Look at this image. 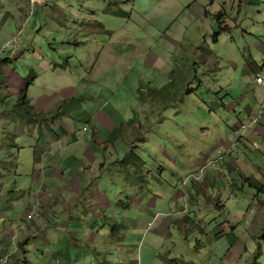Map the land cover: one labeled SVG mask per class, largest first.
I'll use <instances>...</instances> for the list:
<instances>
[{"label":"rangeland","instance_id":"1","mask_svg":"<svg viewBox=\"0 0 264 264\" xmlns=\"http://www.w3.org/2000/svg\"><path fill=\"white\" fill-rule=\"evenodd\" d=\"M121 1L127 2L124 9L133 4V10L118 14V0H38L32 14L28 0H0V122L32 117L41 97L55 110L54 116L68 113L82 122L87 112L99 105L97 98H109L113 92L135 110L133 120L142 126V137L138 135L140 140L134 147L138 145L141 155L150 161L151 171L158 164L156 159L164 157L166 167L158 176L165 183L142 181L138 177L147 176L148 169L129 166L135 180L128 188L121 176L124 172L115 162L113 182L99 188L108 193L107 219L100 221L91 213L88 220H65L55 207L61 193L54 188L29 192L23 183L33 184L31 157L28 163L13 157L9 164L15 168L0 180L4 186L0 188V210L19 220L12 226L14 234L6 233L5 238L0 234V243L8 248L1 258L11 264V252L17 248L21 249L20 258L33 264H55L53 252L64 247L80 264H264V134L255 130H264L260 125L264 86L246 76V60L232 56L225 34L220 41L213 39L210 47L221 57L219 66L213 71L196 66L199 57L187 45L195 29L179 25L192 14L210 26L211 16L206 15L205 7L216 18L224 0H209L204 8L201 4L206 0ZM225 7L233 15L240 12L246 24L264 20V0H225ZM177 9L184 13L175 14ZM164 32L183 41L177 51L164 48L161 41L168 40H163ZM93 52L110 57L107 65H102L105 60L97 63L96 68H102L101 82L88 81L96 78L93 76L86 78ZM230 60L240 67L228 63ZM17 74L26 81L35 76L26 90L27 100ZM64 86L75 89V99L60 96ZM165 86L168 88L162 95L151 93ZM139 87L147 92V100L138 95ZM216 100L233 105L222 109L225 127L221 136L235 148H205L202 143L206 140L192 138L186 141V150L182 149L173 137L187 129L179 122L210 117ZM163 102L174 103L163 109ZM238 122L239 133L246 132V137H236ZM91 132L89 127L87 136ZM118 143L127 154V147ZM0 159L8 158L2 153ZM8 174L16 177L20 188L14 189L13 182L5 185ZM193 174L198 179L185 184ZM66 184L67 180L56 178L57 187H68ZM29 194L36 198L29 211L35 209L32 220L28 219L29 212L25 216L23 207ZM10 199L13 205L7 203ZM47 205L52 208L46 209ZM96 222V234L84 235L83 231ZM7 223L11 225L12 219ZM34 223L43 232L34 228ZM63 224L67 231L55 229ZM41 249H47L45 255Z\"/></svg>","mask_w":264,"mask_h":264},{"label":"crops","instance_id":"2","mask_svg":"<svg viewBox=\"0 0 264 264\" xmlns=\"http://www.w3.org/2000/svg\"><path fill=\"white\" fill-rule=\"evenodd\" d=\"M106 1L107 0H105V2ZM208 1L209 0H206L201 6L204 8L205 5L207 6L210 3L216 2V0H211L210 3ZM126 3L127 2L124 1L119 2L118 0L117 4L120 8L118 14L121 15L123 12V14H127L128 10H133V4L130 3H128L129 5L124 9ZM223 6L221 11L220 9L216 11L218 12L216 18L212 16L213 13L210 9L205 7L204 12H206V15L210 14L208 16L212 17H208V24H211L210 26H207L205 19L202 18V21L199 18L194 19L192 14H187V18L183 22L184 24L180 22L179 25H182L185 29H195L193 40L187 43L188 48L194 50L193 54L199 57L200 62L195 61L196 66H203V69L207 68L213 71L215 67L217 68L221 63L218 59H221V57L217 53H214L217 52L216 50L212 51L210 47H212L213 39L214 41H220L223 34H225L227 45L231 54H233L232 56H240L244 61L246 60L243 71L246 76H248L249 79L252 78L255 83V74L258 68L264 63V20H257V22L246 24L240 17V12L237 15L228 12L225 7V0ZM175 12H177L175 14H180L181 12L184 13V10L177 9ZM164 36L163 40H168L167 42H161L165 44L164 48L166 50L168 49V52L177 51L180 48L183 41L179 37L175 36L172 38L167 32H164ZM251 39L254 44H251ZM90 58L92 61V68L89 71L86 70V78L88 79L89 76H93L96 78L88 79V81L93 83L101 82L99 78L102 73V68L97 69L96 66L99 65L97 63L105 60L102 65H107L110 57L103 54V52H93L90 54ZM151 58L155 61L153 56ZM228 63H231L235 67H240L234 60H230ZM16 77L19 81V87H21V89L23 87L24 89L26 78H21L19 74H17ZM11 84L10 80H8V85ZM222 87L224 88V86ZM74 90L75 89L72 87L64 86L60 89V91H62L60 96L65 100L75 99L73 98ZM84 97L87 98L85 95ZM97 101H99V105L96 106L93 111L87 112L86 118L83 119L82 122H80L79 119L78 122H76L74 120L75 118L69 116L68 113H61L58 116H54L55 110H52V107L49 106V103L45 102L43 97L37 99V102H40V104L38 107L34 105L33 108H35V110L30 114L32 117L19 118L17 121H1L0 154L3 153L8 159H0V180H4L5 173L11 172L15 168L14 164H9L11 158L15 157V159L18 158V160L23 163H28L29 160L27 161V159L31 157L29 164L31 165V162L33 163V165H31L33 171V184L24 182L23 186L25 185L26 188L29 189V192L33 188H40L42 190L46 188L57 189L61 193L60 195L62 198L60 202L58 201L55 204L56 213L62 215L65 220L75 218L88 220L91 213L94 214L95 218L99 217L100 221L107 219L105 216V213H107L105 204H107V200L109 199L108 193H105V191L99 188L103 183L107 185L113 182L114 169H116L117 165V169L121 167L120 171L124 172L121 176L126 180V187H128L129 184H133L135 180V176L130 172L131 169L129 166H140L145 169V171L148 169L147 176L143 174L141 177H138L142 181L157 182L163 185L165 182L158 176V173L162 172L166 167V163L163 162L164 157H158L156 159L158 164L154 166L151 171L150 161L146 159V156L141 155V149L138 145L134 147L135 143L139 142V137H142V126L140 123L134 122L133 120L135 110L113 92L111 97L102 99L97 98ZM197 104L203 106L199 102H197ZM225 105L228 108L233 106L224 101L219 102L216 100L214 106L210 107L211 114L214 116L201 117L196 122L191 120L179 122L180 126L184 128L187 127V129L185 131L183 130L182 133L184 134L181 133V136L177 135V133L173 134L176 144L186 150L185 144L187 140L201 138V140H206V142L202 143V147L205 148L209 147L210 149H214L215 147H220L224 149V151L225 149L230 150L232 147L235 148L236 145L234 143L226 141L225 138L221 136L225 127V116L222 113V109ZM250 111L251 109L249 107V112ZM249 115H251V113H249ZM260 125L264 127V118ZM240 126L241 122H238L235 129V134H237L236 137L238 138V134L246 137V132H244V134L239 133ZM83 127L88 129L84 130ZM89 127L92 132L87 136ZM255 130L261 135L264 134V130L260 127L255 128ZM81 132L86 133L80 136ZM82 141L84 145L81 144ZM118 142H122L125 147H127V154L124 155ZM133 147L136 149L133 150ZM13 148L17 149L16 153L12 152ZM27 148L30 149L31 154H29ZM131 152L132 160L129 156ZM164 152L167 155V151ZM231 156L233 157L232 154ZM115 162L116 167L113 168ZM10 166H12V168H10ZM229 166L233 167L231 163ZM17 167H19V165H16V168ZM151 172H153L152 175H150ZM10 175L11 174H8L6 177L5 185L13 182L14 189L20 188L21 185L16 181V177L13 178ZM58 177L62 180H67L66 185L69 186L57 187L56 178ZM250 181L253 182L251 178ZM258 182L261 184V182L257 180V183ZM91 187L95 188L94 192L89 191ZM146 187L149 186L146 185ZM0 188L1 190L4 188L3 184H0ZM1 195L2 193L0 192V196ZM35 199L34 195L31 196V194H29V197L23 201L25 216L30 211V207L34 204ZM1 203L2 201H0V204ZM7 203L11 205L14 204L12 199L8 200ZM80 203H82V207H80ZM51 208L52 206L50 205L46 207V209ZM9 219H12L11 225L7 223ZM16 219L19 220L18 217L11 216L0 210L1 238H5L6 233L14 234L12 226L15 225ZM2 221H4L3 224H1ZM98 224L99 222H96L91 228L85 229L83 231L84 235H95ZM33 227L43 232V229L39 227L37 223H34ZM55 229H65L67 231L68 227L63 224L55 226ZM23 230L24 229L21 228L20 231ZM27 236L32 235L27 232ZM7 250L8 248H5L0 243V258L2 255L7 254ZM65 250L66 249L62 247L58 252H53L51 256L52 262L55 264H80L78 259L72 258ZM46 251L47 249H41L40 252L45 255ZM11 253L13 256L11 264H33L29 260L23 259L22 256L20 258L19 254L21 253V249L15 248Z\"/></svg>","mask_w":264,"mask_h":264},{"label":"built area","instance_id":"3","mask_svg":"<svg viewBox=\"0 0 264 264\" xmlns=\"http://www.w3.org/2000/svg\"><path fill=\"white\" fill-rule=\"evenodd\" d=\"M37 1L38 0H28V2H30L31 6H32V8L29 9L32 12V14L34 12L35 4H36ZM255 81H256L257 84L264 86V63L258 68V70H257V72L255 74ZM244 126H245V124H244ZM193 179H198V176L195 175V174L190 175V177H188L187 180L184 181V183L185 184H190L193 181ZM34 212H35V209H33L32 213L29 212L28 219H30V220L33 219ZM6 261H7V259L0 258V264H7Z\"/></svg>","mask_w":264,"mask_h":264},{"label":"trees","instance_id":"4","mask_svg":"<svg viewBox=\"0 0 264 264\" xmlns=\"http://www.w3.org/2000/svg\"><path fill=\"white\" fill-rule=\"evenodd\" d=\"M172 74H173V72H172ZM28 78H29V79H27L26 84H25V87H24V89L22 90V96L25 98V100H27L26 95H25V94H26V90H27V89L29 88V86L34 82V80H35V76L33 75V76H31V77H28ZM168 86H170V84H169ZM168 86H165V87H163V88H161V89L156 88V89L152 90L151 93H152L154 96H156V95H162L163 92H164L165 90H167ZM146 93H147V92L144 91V90H142L141 87L138 88V95H140V97H141L143 100H147V94H146ZM173 103H174V102H163V104H164V108H163V109L169 107V105H173Z\"/></svg>","mask_w":264,"mask_h":264}]
</instances>
